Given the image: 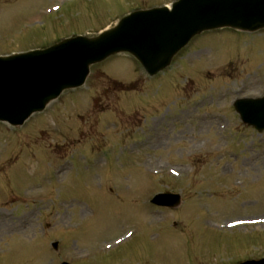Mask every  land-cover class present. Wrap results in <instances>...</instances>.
<instances>
[{"label":"rangeland","instance_id":"1","mask_svg":"<svg viewBox=\"0 0 264 264\" xmlns=\"http://www.w3.org/2000/svg\"><path fill=\"white\" fill-rule=\"evenodd\" d=\"M175 1L1 0L0 56ZM174 63L148 79L116 55L23 127L0 123V264L264 258V132L233 107L264 95V31L204 33ZM165 190L179 207L151 205Z\"/></svg>","mask_w":264,"mask_h":264},{"label":"water","instance_id":"2","mask_svg":"<svg viewBox=\"0 0 264 264\" xmlns=\"http://www.w3.org/2000/svg\"><path fill=\"white\" fill-rule=\"evenodd\" d=\"M227 27L264 29V0H178L172 9L134 12L97 36H77L49 48L0 57V121L23 125L66 90L83 86L91 67L115 54L133 55L148 75L155 76L195 36ZM236 107L246 123L264 130V98L241 100ZM154 202L177 207L181 198L166 193Z\"/></svg>","mask_w":264,"mask_h":264},{"label":"bare ground","instance_id":"3","mask_svg":"<svg viewBox=\"0 0 264 264\" xmlns=\"http://www.w3.org/2000/svg\"><path fill=\"white\" fill-rule=\"evenodd\" d=\"M178 168V167H177ZM176 168V172H179V170ZM173 173H175V172H173ZM23 225H25V221L22 219V220H20L17 224H14L13 225V227H14V229H19V228H22V227H24Z\"/></svg>","mask_w":264,"mask_h":264}]
</instances>
